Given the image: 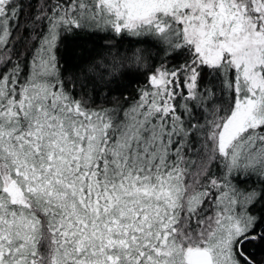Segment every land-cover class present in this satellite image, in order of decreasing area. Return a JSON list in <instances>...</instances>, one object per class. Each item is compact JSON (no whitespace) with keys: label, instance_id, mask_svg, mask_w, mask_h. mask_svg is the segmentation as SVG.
<instances>
[{"label":"snow or ice","instance_id":"snow-or-ice-1","mask_svg":"<svg viewBox=\"0 0 264 264\" xmlns=\"http://www.w3.org/2000/svg\"><path fill=\"white\" fill-rule=\"evenodd\" d=\"M249 246L264 0H0V264H264Z\"/></svg>","mask_w":264,"mask_h":264},{"label":"trees","instance_id":"trees-1","mask_svg":"<svg viewBox=\"0 0 264 264\" xmlns=\"http://www.w3.org/2000/svg\"><path fill=\"white\" fill-rule=\"evenodd\" d=\"M135 85L134 84H131L129 87H128V91L131 92L133 90V87ZM250 250L252 252H254L257 256V259H264V249H261L260 247L258 246H249Z\"/></svg>","mask_w":264,"mask_h":264}]
</instances>
